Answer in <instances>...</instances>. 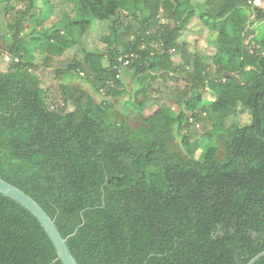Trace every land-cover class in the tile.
Returning a JSON list of instances; mask_svg holds the SVG:
<instances>
[{"label":"trees","instance_id":"16d2710c","mask_svg":"<svg viewBox=\"0 0 264 264\" xmlns=\"http://www.w3.org/2000/svg\"><path fill=\"white\" fill-rule=\"evenodd\" d=\"M53 1L0 0L14 13L0 178L55 221L78 264H248L264 252V0H59L72 14L45 29ZM196 19L215 36L212 57L183 40ZM97 22L109 24L105 50L61 61ZM38 48L60 100L37 74ZM0 264H63L40 222L1 194Z\"/></svg>","mask_w":264,"mask_h":264},{"label":"rangeland","instance_id":"374dc122","mask_svg":"<svg viewBox=\"0 0 264 264\" xmlns=\"http://www.w3.org/2000/svg\"><path fill=\"white\" fill-rule=\"evenodd\" d=\"M198 1V0H197ZM202 2L203 0H199ZM53 9L45 24V29H54L55 24H57L64 14H72L73 5L71 3H64L59 0H54L52 2ZM17 5V4H16ZM259 5V3L257 4ZM261 8L264 9V3L261 4ZM14 19L13 11L7 12L4 8H0V68L6 70L9 67L10 58L7 53V45L9 43L7 24L12 22ZM260 24H256L253 29L258 30ZM109 35V24L105 23H95L92 28H90L87 33L82 37L81 42L74 48L67 50V52L62 56L61 61H72L73 59L82 60L87 52H102L106 48L104 43L105 37ZM26 39H30L27 37ZM183 40L187 41L189 50L192 53H198L205 55V57H212L215 53V36L201 25V23L196 19L189 27V30L183 35ZM35 49V46L31 47ZM34 54V63L38 67L37 74L41 77L45 86L50 89V98L53 100L61 99V92L59 88V81L55 78V73L51 69L44 68V59L47 54L43 52L40 48L36 49ZM125 82L127 83L129 89L134 87L130 76L125 75ZM71 85L81 87L88 92H92L90 85L82 80L73 79L69 81ZM182 85V83H181ZM159 86V85H158ZM172 84H168V88H171ZM167 95V93H166ZM115 100L116 110L114 112V117L121 119L123 117L121 106L124 103V99ZM208 99H212L211 96H206ZM172 95H169V103L176 110L175 105L172 102ZM129 122L133 128H138L140 126V121L131 116ZM234 120L230 119L227 121V125H231ZM235 122L243 126L250 122V117L248 115L242 116L235 120ZM210 129V122L197 123L193 126L191 132L199 137L200 134L206 132ZM222 151V150H221Z\"/></svg>","mask_w":264,"mask_h":264},{"label":"water","instance_id":"95a60500","mask_svg":"<svg viewBox=\"0 0 264 264\" xmlns=\"http://www.w3.org/2000/svg\"><path fill=\"white\" fill-rule=\"evenodd\" d=\"M0 194L21 205L40 222L58 253V259L63 264H78L67 246L68 239H64L62 237L55 224V221L49 217L44 209L32 197H30L18 187L6 182L1 178ZM76 232L77 230L72 236H74ZM263 257L264 252L255 256L248 262V264H254Z\"/></svg>","mask_w":264,"mask_h":264},{"label":"built area","instance_id":"2783aa9c","mask_svg":"<svg viewBox=\"0 0 264 264\" xmlns=\"http://www.w3.org/2000/svg\"><path fill=\"white\" fill-rule=\"evenodd\" d=\"M258 3H260V2H258V1H257V2H255V4H258ZM126 64H128V62H126ZM126 64H125V65H126Z\"/></svg>","mask_w":264,"mask_h":264}]
</instances>
